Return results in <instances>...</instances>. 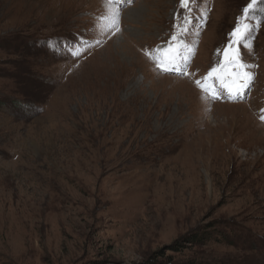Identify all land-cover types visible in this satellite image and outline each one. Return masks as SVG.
Instances as JSON below:
<instances>
[{
    "label": "rangeland",
    "instance_id": "rangeland-1",
    "mask_svg": "<svg viewBox=\"0 0 264 264\" xmlns=\"http://www.w3.org/2000/svg\"><path fill=\"white\" fill-rule=\"evenodd\" d=\"M251 2L0 0V264H264V0L243 95L223 70ZM209 224L233 246L169 251Z\"/></svg>",
    "mask_w": 264,
    "mask_h": 264
},
{
    "label": "snow or ice",
    "instance_id": "snow-or-ice-1",
    "mask_svg": "<svg viewBox=\"0 0 264 264\" xmlns=\"http://www.w3.org/2000/svg\"><path fill=\"white\" fill-rule=\"evenodd\" d=\"M107 3L113 7L116 6L118 0H107ZM190 0H181V7L186 10L189 8ZM257 4V0H252L247 8L244 9V16L241 17V22L238 23L237 27L231 33V39L224 50V65L223 70L226 72L228 81L223 82V77H221L224 87L227 88L229 96H241L245 93V90L248 89L251 83L254 80L255 73L250 71L255 67V65L246 64L242 61L240 46L243 43V46L246 48H251V44L248 43L250 39V33L253 30L248 23L244 22L248 18V12L250 9H253ZM185 22H187V16H185ZM106 29L111 30L112 32L120 31L118 23V12L111 14V19L106 24ZM172 40H176V37L173 36ZM168 53H174L169 55ZM149 58L152 59L161 72H179L181 75L186 74L187 66L186 64L181 67L178 61L181 59L183 61L187 60V56L184 53L177 52L174 48H169L167 53L151 55ZM219 67V66H218ZM218 68H213L209 73V76H213L217 73ZM207 79V78H205ZM196 85L201 88L205 94H211L212 99L215 100L219 98V94L215 92H210V89L205 87L200 80L195 81ZM264 119V117H262Z\"/></svg>",
    "mask_w": 264,
    "mask_h": 264
},
{
    "label": "trees",
    "instance_id": "trees-1",
    "mask_svg": "<svg viewBox=\"0 0 264 264\" xmlns=\"http://www.w3.org/2000/svg\"><path fill=\"white\" fill-rule=\"evenodd\" d=\"M225 229L209 224L202 228L196 229L194 232L182 237L174 242L169 248V251L179 253L184 248L185 244L206 245L207 243H215L222 245L232 244V236L225 234ZM135 264H203L197 259H188L187 261H177L171 256H167L164 252H155L146 260ZM225 264V263H224Z\"/></svg>",
    "mask_w": 264,
    "mask_h": 264
},
{
    "label": "bare ground",
    "instance_id": "bare-ground-1",
    "mask_svg": "<svg viewBox=\"0 0 264 264\" xmlns=\"http://www.w3.org/2000/svg\"><path fill=\"white\" fill-rule=\"evenodd\" d=\"M125 2V1H124ZM142 10V9H141ZM138 10H136L135 11V13L137 12ZM140 11V10H139ZM143 13V12H142ZM130 14V13H129ZM139 15H140V13H139ZM124 17H128V12L126 13V16H124Z\"/></svg>",
    "mask_w": 264,
    "mask_h": 264
}]
</instances>
